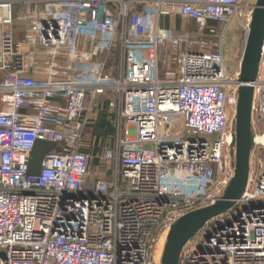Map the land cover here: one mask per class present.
Instances as JSON below:
<instances>
[{
  "label": "built area",
  "instance_id": "built-area-1",
  "mask_svg": "<svg viewBox=\"0 0 264 264\" xmlns=\"http://www.w3.org/2000/svg\"><path fill=\"white\" fill-rule=\"evenodd\" d=\"M255 2L0 0V264H160L172 224L234 177L243 55L233 71L223 54L235 24L247 35ZM25 4L39 7L19 40L14 7ZM167 17L193 23L196 40L163 28ZM260 54L244 195L179 264H264V41ZM99 105L113 134L92 170L83 139ZM39 140L55 149L32 171Z\"/></svg>",
  "mask_w": 264,
  "mask_h": 264
},
{
  "label": "water",
  "instance_id": "water-1",
  "mask_svg": "<svg viewBox=\"0 0 264 264\" xmlns=\"http://www.w3.org/2000/svg\"><path fill=\"white\" fill-rule=\"evenodd\" d=\"M255 3L239 69L240 86L235 106V137L231 151L234 177L224 189L221 198L211 205L187 213L172 224L163 244L160 264H179L180 254L188 240L201 231L206 223L232 209L247 187L250 177V152L254 145L251 125L254 89L251 85L257 77L264 41V0H256Z\"/></svg>",
  "mask_w": 264,
  "mask_h": 264
},
{
  "label": "crops",
  "instance_id": "crops-1",
  "mask_svg": "<svg viewBox=\"0 0 264 264\" xmlns=\"http://www.w3.org/2000/svg\"><path fill=\"white\" fill-rule=\"evenodd\" d=\"M15 6H19V5H15ZM39 6L37 5H29L28 9H34L37 8ZM16 14V12H15ZM25 14V13H24ZM160 23H162L163 28H168V29H174L177 31V33L180 35L181 33L185 32L183 31V29L185 28V24H193V23H188L183 21V19H180L179 17H167L164 19H161ZM194 25V24H193ZM15 30V29H14ZM183 31V32H181ZM30 33V30H29ZM16 34V31H15ZM17 37V36H16ZM18 38V37H17ZM19 39V38H18ZM22 40V39H19ZM31 54L34 55V60H32V71L34 73V76L38 79H44V75H45V71H46V56L45 54L39 50V49H35L33 50L30 54L29 57L31 56ZM38 57V58H37ZM39 58H42V61H44V65L41 64L38 60ZM37 59V61H36ZM226 60L228 61V56L226 58ZM2 108V105L0 103V109ZM94 114H93V119H92V123L89 124V126L87 127V131H86V135L85 137L90 138L93 137V140L95 141V144H90V143H83V152L88 154L90 156V163H91V169L95 170L98 167V162L96 160V157L102 152V150L104 149V147H109V144L111 142V137L113 134V128L111 125V112L108 111V109L105 107V105H99L95 108L94 110ZM106 136V139L102 141H99L100 139L104 138ZM99 138V139H98ZM97 141L100 142L99 145H102L103 147L101 148V151H99L98 146L96 143H98ZM46 149L48 147L43 146ZM99 151V152H98ZM39 168H37L36 170H38Z\"/></svg>",
  "mask_w": 264,
  "mask_h": 264
},
{
  "label": "rangeland",
  "instance_id": "rangeland-1",
  "mask_svg": "<svg viewBox=\"0 0 264 264\" xmlns=\"http://www.w3.org/2000/svg\"><path fill=\"white\" fill-rule=\"evenodd\" d=\"M30 4H25V5H19L16 6L14 8L15 12H16V18L14 21V29L16 31V36L19 39L25 40L28 36H29V30H30V22H29V18L25 17L26 12L29 10ZM32 5V4H31ZM25 13V15H24ZM222 28L221 24H218V30L220 31ZM195 30V26L193 24H185V28L183 29V31H186L184 34H181L182 37H191L194 38V34L193 31ZM227 40L225 43V50H224V56H225V61H226V67H228L229 70H235V64L236 62L240 59V57L242 56L243 53V49L245 46V42H246V33L245 30H241L240 26H238L237 24H235V26H233V28L229 29V32L226 36ZM196 40V39H195ZM195 49V48H194ZM174 51L172 49H170L169 52H167V50H165L164 52V58L167 60L168 55L173 54ZM228 56V61L226 60ZM38 58V57H37ZM37 61V59H36ZM41 64L44 65V61H42V58H39L38 60ZM161 68H160V77L161 79L164 78V71L166 70V63L163 65L161 64ZM99 139V138H98ZM106 139V136L102 139H100L99 141H102ZM84 142L86 143H90V144H95V141L93 140V137L87 138L84 137ZM97 141L98 143H96L97 145L100 144V142ZM103 145V144H102ZM102 145H99L97 149H99V151H101V148L103 147ZM98 151V152H99ZM165 241L161 240L159 242V244L157 245V255L161 254V247H163V244L160 245L161 242ZM163 250V249H162Z\"/></svg>",
  "mask_w": 264,
  "mask_h": 264
},
{
  "label": "trees",
  "instance_id": "trees-1",
  "mask_svg": "<svg viewBox=\"0 0 264 264\" xmlns=\"http://www.w3.org/2000/svg\"><path fill=\"white\" fill-rule=\"evenodd\" d=\"M16 7V6H15ZM14 7V8H15ZM209 26L210 27H216V24H214V23H210L209 24ZM195 31V30H194ZM194 31H193V34H194ZM181 32H183V31H181ZM186 32V31H185ZM185 32H183V33H181V34H184ZM179 33V32H178ZM180 34V35H181ZM194 36V35H193ZM187 38H189V39H195V36H194V38H191V37H187ZM162 66V65H161ZM85 135H86V133H85ZM43 146H46V147H48L47 149L45 148V147H43ZM55 149V147H54V145H52V144H50V143H47V142H44V141H42V140H39L38 142H37V145H36V149L34 150V152H33V156H32V163H31V165H32V171H37L36 169L37 168H39V162H40V160L45 156V154H47V152H49V151H51V150H54Z\"/></svg>",
  "mask_w": 264,
  "mask_h": 264
},
{
  "label": "bare ground",
  "instance_id": "bare-ground-1",
  "mask_svg": "<svg viewBox=\"0 0 264 264\" xmlns=\"http://www.w3.org/2000/svg\"><path fill=\"white\" fill-rule=\"evenodd\" d=\"M162 244H164V241L160 243V245H162ZM162 249H163V247H161V249H160L161 252L163 251Z\"/></svg>",
  "mask_w": 264,
  "mask_h": 264
}]
</instances>
